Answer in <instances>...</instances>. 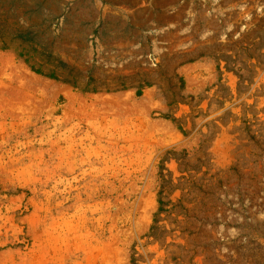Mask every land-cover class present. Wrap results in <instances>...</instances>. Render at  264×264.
Returning <instances> with one entry per match:
<instances>
[{"label": "rangeland", "instance_id": "rangeland-1", "mask_svg": "<svg viewBox=\"0 0 264 264\" xmlns=\"http://www.w3.org/2000/svg\"><path fill=\"white\" fill-rule=\"evenodd\" d=\"M0 264H264V0H0Z\"/></svg>", "mask_w": 264, "mask_h": 264}, {"label": "trees", "instance_id": "trees-1", "mask_svg": "<svg viewBox=\"0 0 264 264\" xmlns=\"http://www.w3.org/2000/svg\"><path fill=\"white\" fill-rule=\"evenodd\" d=\"M17 37L22 39L23 41H26V42H33V38L30 36V32H25V33H18L17 34ZM6 48L5 45H2L1 46V49H4ZM21 56V54H19ZM47 60L51 61L53 66L57 69H60V70H63V71H68V73L71 71V69L69 68V66L67 65V63L61 59H56V58H53L51 54H46L45 55ZM30 69L37 73V74H40V75H44L48 78H51V79H55V80H60L62 82H65V83H71L73 84V82L69 79H66V78H62L60 79L58 77L57 74H55V71H50L48 73H45L43 72L41 69L39 68H34L32 65H30ZM91 90H95V89H91ZM137 95H140L141 94V90H138L136 92Z\"/></svg>", "mask_w": 264, "mask_h": 264}]
</instances>
